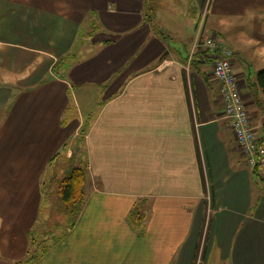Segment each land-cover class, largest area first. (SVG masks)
Masks as SVG:
<instances>
[{"label": "crops", "instance_id": "0c3cea01", "mask_svg": "<svg viewBox=\"0 0 264 264\" xmlns=\"http://www.w3.org/2000/svg\"><path fill=\"white\" fill-rule=\"evenodd\" d=\"M144 2L0 0V264L27 255L43 191L68 172L55 160H70L86 115L92 184L39 264H264V182L239 153L205 46L233 52L264 145V0H188L208 13L202 29L183 25L188 38L176 31L183 53L156 36Z\"/></svg>", "mask_w": 264, "mask_h": 264}, {"label": "rangeland", "instance_id": "374dc122", "mask_svg": "<svg viewBox=\"0 0 264 264\" xmlns=\"http://www.w3.org/2000/svg\"><path fill=\"white\" fill-rule=\"evenodd\" d=\"M152 6H155V13H154V22L152 24H154V26L158 27L159 30H165L167 31L166 33L168 34L167 39L170 43V48L169 51H171V53L175 52L176 49L179 50L181 53H183V50L185 47H187L188 45H182L180 44V42L175 38L176 36V31L179 35V38L181 40H184V38H188V33L189 31H187V36L181 37L180 31L183 30V25H190V27H194V22H196V29L199 28H203V25L205 23L206 17H207V4H205L203 10L200 13V17L198 18V15L196 16V13L193 12L192 9H190V5L188 3V0H153ZM187 13H189L190 18L187 17ZM167 27V28H166ZM185 33V32H184ZM191 34L194 33L193 29L190 32ZM189 59L191 60V57H189ZM189 60V62H190ZM212 64V63H211ZM77 96V94H76ZM76 98V97H75ZM81 100L78 99V107L79 110L84 111V107H82L81 105ZM99 101L97 102H93V104H98ZM93 106V105H92ZM90 107V109L85 110L86 112L89 113H96L95 108H97L96 106ZM78 109V108H77ZM76 112V109H75ZM85 113V112H84ZM85 115V114H83ZM92 117H89L88 115L84 116V120H85V125L83 127H85L87 124L91 123L92 121ZM83 127L81 128V130L83 129ZM84 130V129H83ZM81 137V133L79 132L76 140L72 141L71 144H68L67 146H65V150L69 148V152L70 153V158L71 156L75 157V160H71V161H66L63 158V154L58 155L57 157H59L57 160H55V164L53 165L54 169H58V167H60V164H64V166H68V172H71L72 169L74 168H85L87 165L86 164V157H85V152H83V142L81 140H78V138ZM64 151V150H63ZM75 152V154H74ZM56 157V158H57ZM53 169V170H54ZM56 172V170L53 171L52 174V181H50L51 179V175L49 173L48 175V180L50 181V188L49 186L47 187L48 190L46 191V193L43 195V203L45 205L44 207V211L42 214V220L40 221V223L38 224V227L34 234V240L37 242L36 244H43V243H50L51 240L53 239L54 236H59L64 230V220H62L60 217L56 216V212H57V198H56V192H57V183L59 182H55L53 181L57 176H54V173ZM66 174V175H67ZM62 179H60L61 181ZM56 183V184H55ZM91 181L88 178L87 179V188L89 186H91ZM260 189L263 191L264 193V185L260 186ZM143 214L144 211L143 210H139L137 208H135V211L131 213L129 220L130 222H132V224H134L135 226L136 221L140 218H143ZM18 262H14V264H17Z\"/></svg>", "mask_w": 264, "mask_h": 264}, {"label": "built area", "instance_id": "2783aa9c", "mask_svg": "<svg viewBox=\"0 0 264 264\" xmlns=\"http://www.w3.org/2000/svg\"><path fill=\"white\" fill-rule=\"evenodd\" d=\"M213 53L212 77L219 83V100L233 139L246 166L264 182V145L252 130L251 121L233 70L234 54L215 37L205 41ZM197 264H202L198 261Z\"/></svg>", "mask_w": 264, "mask_h": 264}, {"label": "trees", "instance_id": "16d2710c", "mask_svg": "<svg viewBox=\"0 0 264 264\" xmlns=\"http://www.w3.org/2000/svg\"><path fill=\"white\" fill-rule=\"evenodd\" d=\"M152 3L153 0H145L144 2L146 21L151 25L156 36L167 42L168 39L166 33L162 30H159L158 27L152 24L154 22L153 16L155 13V6H152ZM256 85L264 96V70L257 73ZM83 129L80 130L81 137L78 138V140H81L82 142L84 135L87 132V126L83 127ZM73 159L75 160V157L71 156L69 161ZM85 166V168L80 167L72 169V171L65 175L61 181L58 183L56 181L58 185L56 192V205L58 210L56 212V216L64 220V231L59 236H54L51 240V243L48 242L41 245L36 244L37 242L34 240L33 236L36 230H38L37 227H35V229L29 233L31 240L27 255L23 261L18 262L17 264H39L49 249L58 244L64 233L74 226L77 217L80 214L81 208L83 207L86 200L88 170L87 165ZM44 194L45 192L43 191V195Z\"/></svg>", "mask_w": 264, "mask_h": 264}, {"label": "water", "instance_id": "95a60500", "mask_svg": "<svg viewBox=\"0 0 264 264\" xmlns=\"http://www.w3.org/2000/svg\"><path fill=\"white\" fill-rule=\"evenodd\" d=\"M166 55H167V53L164 56H166Z\"/></svg>", "mask_w": 264, "mask_h": 264}]
</instances>
